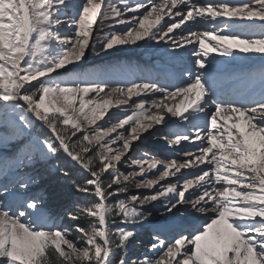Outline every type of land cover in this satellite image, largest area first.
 <instances>
[{"label":"snow or ice","instance_id":"1","mask_svg":"<svg viewBox=\"0 0 264 264\" xmlns=\"http://www.w3.org/2000/svg\"><path fill=\"white\" fill-rule=\"evenodd\" d=\"M133 46L144 68L109 59ZM0 124L26 138L0 166V264H264V0H0ZM57 170L91 198L71 228L37 192Z\"/></svg>","mask_w":264,"mask_h":264},{"label":"rangeland","instance_id":"2","mask_svg":"<svg viewBox=\"0 0 264 264\" xmlns=\"http://www.w3.org/2000/svg\"><path fill=\"white\" fill-rule=\"evenodd\" d=\"M159 1V0H158ZM158 1H156L157 3H159ZM132 2V0H130V3ZM161 2V1H160ZM165 19H167V17H165ZM199 30H207V29H199ZM178 31V30H177ZM140 43H143V42H140ZM134 50L133 51H126V52H123V53H118L116 55L115 58L113 57H109L110 60H112L113 62H119L121 64H128V63H134V64H137L139 63L142 58H145L148 56L147 55H142V52L143 50L142 49H135V47L133 46ZM115 86V85H113ZM85 99H88V97H85ZM116 99H119V100H125L127 99L126 96H117ZM133 99H136L135 97ZM180 102V98H176L175 100L173 99H169L168 101H166V103L168 104H178ZM78 101L76 102V105L78 106ZM150 103V101H149ZM134 108V106H133ZM111 110H114V109H110ZM160 113V110L159 109H155V108H152V109H149L148 112L146 113L147 115H153V114H159ZM107 115V114H106ZM165 115H167L165 113ZM227 115V114H225ZM101 122V121H98V123ZM142 122L144 123H147L148 121H144L142 120ZM223 122V121H221ZM111 126V125H109ZM15 129L10 127V126H5L3 124H0V152H4L6 150H14L16 149V154L18 152V150L23 146L24 143H26V138H20V139H12V137L15 135ZM43 138V137H41ZM127 138V137H125ZM135 143V142H134ZM185 144L187 142H184ZM153 144H155V147H152V146H149V153H152V152H155L157 153V156L156 158L157 159H163L165 163L169 162L171 159L173 158H176L178 160V162H181L184 158V155H183V152H177L175 150H170L167 146H166V142H163V141H153ZM178 148L181 147V146H177ZM141 156H144V152L141 151L139 153ZM0 157H1V154H0ZM147 160H151L152 159V155L149 154L145 157ZM52 164H58V165H63V158H60V159H57V160H53L52 161ZM146 167V165H145ZM160 166L158 165V168ZM124 169H127L128 171L131 170L130 168H127V167H124L122 166V170ZM185 171V170H182V172ZM153 173H155V175H153ZM46 173H43V176H42V179H44V185L45 184V180H50L52 178V176L56 175L57 172L55 173H52V172H48L47 174L48 175H45ZM159 175V173L157 172V170H152V172L149 173V177L148 178H157ZM78 176V175H77ZM79 177V176H78ZM188 178H192V177H188ZM169 179H172L174 180L175 178L173 177H170ZM78 180V178H77ZM183 181H181L182 183ZM163 183V182H161ZM146 191L147 190H141L140 194L143 195V194H146ZM155 210V209H154ZM156 211V210H155ZM175 212V217H172L173 219H176L177 221H179L180 219L183 218V211L181 210L180 212ZM162 213H163V209L161 208L159 211H156L155 213H153L155 219L154 221H158V220H163L162 218ZM164 221H161V223H163Z\"/></svg>","mask_w":264,"mask_h":264},{"label":"trees","instance_id":"3","mask_svg":"<svg viewBox=\"0 0 264 264\" xmlns=\"http://www.w3.org/2000/svg\"><path fill=\"white\" fill-rule=\"evenodd\" d=\"M122 171L128 170L124 169ZM77 178L78 180L80 179V177L75 174L64 177L60 175L58 170L57 175L52 176L50 180H45L46 185H44V179H42L40 188V190L43 188L41 193L47 198L46 205L55 206L60 211L61 215L64 216L63 222L69 228L73 226L74 222L67 218V215H65V210H71L72 206L77 202L84 203L87 199H91L90 197H85L74 192L72 182L77 180ZM155 212L156 211L153 209V213ZM81 223L83 224V221ZM138 239L142 242V246L136 250V253H143L147 250V246L152 242L149 231L146 229L142 230Z\"/></svg>","mask_w":264,"mask_h":264}]
</instances>
